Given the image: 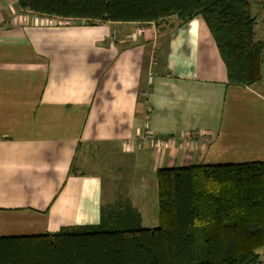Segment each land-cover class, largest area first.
Masks as SVG:
<instances>
[{"label": "crops", "instance_id": "0c3cea01", "mask_svg": "<svg viewBox=\"0 0 264 264\" xmlns=\"http://www.w3.org/2000/svg\"><path fill=\"white\" fill-rule=\"evenodd\" d=\"M22 10L0 0V236L117 213L150 228L158 168L264 163V80L228 82L200 17L90 24Z\"/></svg>", "mask_w": 264, "mask_h": 264}, {"label": "trees", "instance_id": "16d2710c", "mask_svg": "<svg viewBox=\"0 0 264 264\" xmlns=\"http://www.w3.org/2000/svg\"><path fill=\"white\" fill-rule=\"evenodd\" d=\"M17 1L23 10L87 23L200 17L228 82L249 86L263 78L264 41L254 39L256 18L246 0ZM155 177V226L117 213L105 226L0 236V264H261L264 163L161 167Z\"/></svg>", "mask_w": 264, "mask_h": 264}, {"label": "rangeland", "instance_id": "374dc122", "mask_svg": "<svg viewBox=\"0 0 264 264\" xmlns=\"http://www.w3.org/2000/svg\"><path fill=\"white\" fill-rule=\"evenodd\" d=\"M250 5L251 15L255 16L256 18V22L253 26L254 39L264 41V0L262 3H251ZM262 77V79L264 80V71ZM262 259V261H264V255H262Z\"/></svg>", "mask_w": 264, "mask_h": 264}, {"label": "bare ground", "instance_id": "6f19581e", "mask_svg": "<svg viewBox=\"0 0 264 264\" xmlns=\"http://www.w3.org/2000/svg\"><path fill=\"white\" fill-rule=\"evenodd\" d=\"M251 4V3H250ZM18 11V10H17ZM22 11H24V10H22ZM20 14V13H19ZM38 14H39V12H38ZM29 16V15H28ZM43 16V15H42ZM46 16V15H45ZM13 17V16H12ZM40 17V16H39ZM58 17V16H57ZM67 18V17H66ZM62 19V18H61ZM64 19V18H63ZM70 19V18H69ZM85 20V19H84ZM16 21V20H15ZM60 21V20H59ZM62 21V20H61ZM65 21V20H64ZM75 21V20H74ZM105 21V20H104ZM72 22V21H71ZM77 22V21H76ZM105 22H107V21H105ZM63 23V22H62ZM103 23V22H102ZM108 23V22H107ZM110 23V22H109ZM80 24V23H79ZM84 24V23H83ZM91 24V23H90ZM64 25H66V24H64ZM73 25V24H72ZM85 25H87V23L85 24ZM139 25V24H138ZM114 30V29H113ZM115 31H116V29H115Z\"/></svg>", "mask_w": 264, "mask_h": 264}, {"label": "water", "instance_id": "95a60500", "mask_svg": "<svg viewBox=\"0 0 264 264\" xmlns=\"http://www.w3.org/2000/svg\"><path fill=\"white\" fill-rule=\"evenodd\" d=\"M246 1H249L252 3H262L263 2V0H246Z\"/></svg>", "mask_w": 264, "mask_h": 264}, {"label": "built area", "instance_id": "2783aa9c", "mask_svg": "<svg viewBox=\"0 0 264 264\" xmlns=\"http://www.w3.org/2000/svg\"><path fill=\"white\" fill-rule=\"evenodd\" d=\"M144 137H145V135H144Z\"/></svg>", "mask_w": 264, "mask_h": 264}]
</instances>
